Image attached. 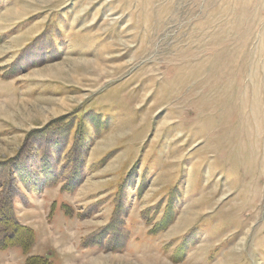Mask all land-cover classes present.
Returning a JSON list of instances; mask_svg holds the SVG:
<instances>
[{
    "label": "rangeland",
    "instance_id": "obj_1",
    "mask_svg": "<svg viewBox=\"0 0 264 264\" xmlns=\"http://www.w3.org/2000/svg\"><path fill=\"white\" fill-rule=\"evenodd\" d=\"M8 200L53 264H264V0H0Z\"/></svg>",
    "mask_w": 264,
    "mask_h": 264
},
{
    "label": "trees",
    "instance_id": "obj_2",
    "mask_svg": "<svg viewBox=\"0 0 264 264\" xmlns=\"http://www.w3.org/2000/svg\"><path fill=\"white\" fill-rule=\"evenodd\" d=\"M78 114H79V111L74 114V117L78 116ZM64 119L62 120V124H58L57 121L51 122V124L47 126L46 130L53 129L52 128L53 125L61 126L63 127V130H64V137H63L64 140L67 141L69 139V134H71L73 131L76 132L78 130L81 132L80 134L81 139L83 141L84 139H87V137L84 134L85 127H86V123L84 122V119L81 118V121L77 124L74 130H73L74 123H72L68 119L67 120H64ZM99 124H100V116L94 118L92 126H96ZM68 144H69V140H68ZM62 155L60 156L61 162L65 161ZM12 168L10 167L8 175L11 177L10 180L16 181V186H17V180L19 181L21 179V174L19 173L17 169L15 170L14 168L13 169ZM16 188L18 189V186ZM17 192L19 193L20 190ZM12 202L13 201L8 200L6 204H3L4 201L2 203L3 205L0 204V250H7L13 246H19L22 249V252L24 253L25 258H26L24 264H53L52 259L49 255L31 253V248L36 238V232L34 228L18 221L13 216L14 210L12 207L13 206ZM5 211L7 212L6 214H9V216L7 217L2 216V214ZM168 220L169 218L163 220L162 223L164 226L167 225Z\"/></svg>",
    "mask_w": 264,
    "mask_h": 264
}]
</instances>
